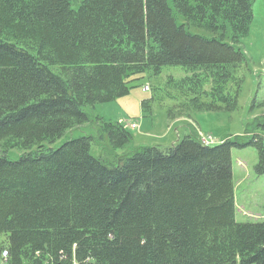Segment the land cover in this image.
<instances>
[{
    "label": "trees",
    "instance_id": "1",
    "mask_svg": "<svg viewBox=\"0 0 264 264\" xmlns=\"http://www.w3.org/2000/svg\"><path fill=\"white\" fill-rule=\"evenodd\" d=\"M253 1L0 0V259L264 264V221L234 219L230 160L231 148L252 147L264 174V116L244 141L213 146L189 131L164 150L93 157L103 137L113 149L130 140L101 119L96 137L48 147L88 121L84 106L126 96L164 67L184 73L167 81L181 106L235 110Z\"/></svg>",
    "mask_w": 264,
    "mask_h": 264
},
{
    "label": "rangeland",
    "instance_id": "2",
    "mask_svg": "<svg viewBox=\"0 0 264 264\" xmlns=\"http://www.w3.org/2000/svg\"><path fill=\"white\" fill-rule=\"evenodd\" d=\"M252 14L249 32L238 44L245 55V64L237 73L242 82L235 110L195 112L181 106L184 98L172 90L167 81L170 76L179 79L184 73L180 67H164L156 77L145 73L135 83L137 87L126 96L84 106L88 121L67 130L48 147L56 148L81 137H96L101 119L120 124L130 135L129 143L122 149H113L105 137L94 143L90 155L104 159L130 154L141 148L164 150L189 131L205 137L207 141L212 140L211 145L226 139L244 141V134L254 131L255 120L264 116V0L253 1ZM195 32L204 34L198 30ZM230 85L228 88L231 89ZM141 102L147 104V109L142 108ZM19 154L21 151L17 150L7 153L11 160H16ZM230 160L235 221H264V174L259 176L254 171L257 163L255 149L231 148ZM0 264L8 263L0 259Z\"/></svg>",
    "mask_w": 264,
    "mask_h": 264
},
{
    "label": "built area",
    "instance_id": "3",
    "mask_svg": "<svg viewBox=\"0 0 264 264\" xmlns=\"http://www.w3.org/2000/svg\"><path fill=\"white\" fill-rule=\"evenodd\" d=\"M207 139H208V138H207ZM201 143L204 144V145H207V144L210 143V141H209V140L207 141L205 137H201ZM2 255H3V256H6V252H3Z\"/></svg>",
    "mask_w": 264,
    "mask_h": 264
},
{
    "label": "crops",
    "instance_id": "4",
    "mask_svg": "<svg viewBox=\"0 0 264 264\" xmlns=\"http://www.w3.org/2000/svg\"><path fill=\"white\" fill-rule=\"evenodd\" d=\"M178 139H179V138H178ZM178 139H177V140H178ZM177 140H176V141H177ZM176 141H175V142H176ZM175 142H173L172 144H174Z\"/></svg>",
    "mask_w": 264,
    "mask_h": 264
}]
</instances>
